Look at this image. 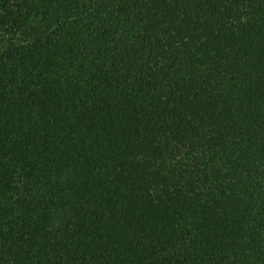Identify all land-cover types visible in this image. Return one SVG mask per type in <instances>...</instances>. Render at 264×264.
<instances>
[{"label":"trees","instance_id":"trees-1","mask_svg":"<svg viewBox=\"0 0 264 264\" xmlns=\"http://www.w3.org/2000/svg\"><path fill=\"white\" fill-rule=\"evenodd\" d=\"M0 264H264V0H0Z\"/></svg>","mask_w":264,"mask_h":264}]
</instances>
